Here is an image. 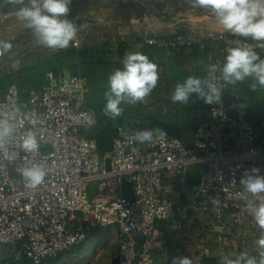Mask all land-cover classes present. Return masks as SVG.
Segmentation results:
<instances>
[{"label": "built area", "instance_id": "obj_1", "mask_svg": "<svg viewBox=\"0 0 264 264\" xmlns=\"http://www.w3.org/2000/svg\"><path fill=\"white\" fill-rule=\"evenodd\" d=\"M237 40L258 52L259 42L227 32L153 34L143 44L167 57L210 49L211 64H222L221 54ZM80 42L77 38L71 48L80 49ZM88 90L87 77L63 67L47 74L41 91L30 93L26 109L19 107L14 89L0 100V120L12 127L0 137V246H19L32 264H42L81 245L91 223L119 236L118 264H155L151 252L161 248L155 227L163 222L175 233L200 232V251L192 259L200 264L215 248L237 243L244 229L261 232L247 209L253 198L239 182L253 167L264 176V119L247 120L241 107L232 114L223 94L219 104L199 103L209 119L197 125L193 145L170 135L140 144L135 132L120 129L108 157H100L87 136L98 118L87 105ZM28 132L37 138L35 153L21 147ZM36 164L45 180L26 188L18 169ZM192 168L197 180L190 185ZM166 175L181 184L179 198L189 199L166 196Z\"/></svg>", "mask_w": 264, "mask_h": 264}, {"label": "clouds", "instance_id": "obj_2", "mask_svg": "<svg viewBox=\"0 0 264 264\" xmlns=\"http://www.w3.org/2000/svg\"><path fill=\"white\" fill-rule=\"evenodd\" d=\"M12 5H20L17 18L30 29L40 45L53 49H66L77 38V34L86 25L77 24L68 18L72 0H8ZM191 6L210 11L219 26L227 33L257 41V48L264 50V0H190ZM235 46L225 49L224 62L209 64L206 76H188L177 83L169 99L173 104L187 105L193 95L205 104L221 103L223 90L235 87L250 79V87L256 91L264 89V58L249 44L240 40ZM13 45L0 41V56L9 52ZM123 68L114 70L108 77V90L104 93L106 103L104 115L115 120L124 112L122 105L142 103L159 81L158 65L141 52H126L122 60ZM222 81L223 87L217 82ZM94 123L89 118V126ZM12 131L7 121L0 120V137ZM165 132L157 128H142L134 133V139L140 144L150 145L154 139L163 140ZM21 147L26 152L38 151V141L31 132L26 133ZM18 172L25 180V187L35 189L41 185L46 172L39 164L20 168ZM235 183V182H233ZM240 186L253 199L247 201L248 212L260 228V236L255 241L259 264H264V176L260 169H246L240 179ZM171 264H193L188 256H176ZM222 264H257V259L247 252H241L235 258L225 256Z\"/></svg>", "mask_w": 264, "mask_h": 264}, {"label": "crops", "instance_id": "obj_3", "mask_svg": "<svg viewBox=\"0 0 264 264\" xmlns=\"http://www.w3.org/2000/svg\"><path fill=\"white\" fill-rule=\"evenodd\" d=\"M150 1L152 0H72L68 18L74 20L78 25H86L77 34L81 40L80 49L86 50L88 53L103 55L104 59L114 65L112 71L116 69L115 64H120L121 61L119 49L121 42L127 45L126 52H141L158 65L159 81L157 87L142 103L131 105V111L139 116H144L147 113V117L154 118L157 114L158 117L156 118L173 126L179 135L177 137L175 134H169L170 136L179 138L186 145L191 146L193 145L195 125L199 121L209 119V110L204 106H194L191 101L187 105L173 104L169 96L176 84L182 83L188 76H206L205 69L211 64V56L205 54L204 51L201 53L191 51L184 57H167L159 51L146 52L147 47L143 44V38L150 34L170 35L180 31H191L205 35L225 31L219 26L211 12L187 9L178 12L171 18H166L163 15L144 12L132 5H145ZM28 2L29 0H25L26 5ZM19 7L21 6L8 3V0H0V22L6 21L5 24H7L9 21H16V29L23 33L28 28L16 16ZM3 27L5 26L2 25L0 29ZM0 35L5 38L2 33ZM43 48L47 47L43 46ZM70 49L71 44L62 50L49 48L52 53L43 56L66 53ZM7 54L5 53V55ZM4 60H9V58L4 59L1 56L0 65L5 62ZM74 62L76 63L77 59ZM251 83L253 81L247 80L235 87L228 86L223 91L224 98L232 114H237L241 107L247 120L264 119V111L259 110L256 106V103H260L256 95L262 91L255 93L253 101L243 97L244 91L249 88ZM262 93L261 101L264 99V92ZM130 121L134 122L133 120ZM129 123L127 122L125 128L131 130ZM105 156L108 157L107 154ZM196 180L197 173L192 168L187 177V182L192 185ZM180 186L181 184L174 176H164V192L167 197L176 202L189 199L187 195L179 198ZM154 237L161 247L159 250L162 253L163 264H167L170 256L175 252L183 253L192 259L200 251V232L197 229L187 233H175L165 223L158 222ZM222 250H224L223 247L215 248L211 258L217 260L221 256Z\"/></svg>", "mask_w": 264, "mask_h": 264}, {"label": "trees", "instance_id": "obj_4", "mask_svg": "<svg viewBox=\"0 0 264 264\" xmlns=\"http://www.w3.org/2000/svg\"><path fill=\"white\" fill-rule=\"evenodd\" d=\"M132 5L144 12L166 17L176 15L178 12L187 9L200 10L198 7L191 6L190 0H152L147 5ZM146 47V52H162L152 47ZM126 48L127 45L121 42L119 45L121 61L120 64H115L116 69L123 68L122 60L126 53ZM197 52L199 53L200 51ZM204 52L208 56H211L210 49H206ZM258 53L261 58H264V50L259 48ZM185 55L186 54H177L173 57H184ZM102 56L103 55L98 53H88L86 50L71 48L66 53L57 55H47L44 57L42 54H38L25 57L20 65H13L10 61H5L0 65V100H2L11 89H14L18 95L19 107L21 109H26V107H28L30 93L33 91H41L46 84L47 74L51 72L56 74L63 67H66L73 75H83L87 77L89 88L87 93V105L95 110L98 115L97 124L87 131V136L97 143L99 155L100 157H104L111 151L113 139L118 135L119 130H129L125 128L127 122H129L132 117L139 115L131 111V105H122L124 112L115 120L104 115L102 110L106 103L104 93L108 90V77L113 72L112 66L114 65ZM225 56L226 53L221 54L223 62ZM75 59H77V62L73 63ZM258 91L264 92V89L258 87L256 91H253L249 86V88L244 91L243 97L253 101L255 93ZM90 96H92V102H89ZM190 101L194 106H197L203 100H199L193 95ZM256 106L259 110L261 109L264 111V99L260 103H256ZM199 123L200 121L196 123L195 129ZM235 245H237V243H235ZM16 247L21 250L19 246ZM70 252L63 253L58 257ZM176 256L187 255L175 252L170 256L167 264H171L172 258ZM24 257L26 258L25 255ZM200 264H218V261L215 258H204L200 261Z\"/></svg>", "mask_w": 264, "mask_h": 264}, {"label": "rangeland", "instance_id": "obj_5", "mask_svg": "<svg viewBox=\"0 0 264 264\" xmlns=\"http://www.w3.org/2000/svg\"><path fill=\"white\" fill-rule=\"evenodd\" d=\"M197 11L210 12L203 9ZM173 16H167L166 18H171ZM5 22L6 21L0 22L1 27L2 25L5 26L0 29V34L2 33L5 35V38L7 39L6 41L11 42L13 45L12 51L10 50L7 52V55L4 54L2 56L4 59L9 58V60L6 61H10L13 65H20L22 64L24 57L52 53L49 51V48L44 49L42 45L37 43V39L31 30L26 29L22 33L16 29V21H9L7 24H5ZM5 38L0 35V41H5ZM23 41L26 43H21ZM248 81L252 82L251 78L248 79ZM90 101H93L92 96L89 97V102ZM94 191V187H92L91 195ZM259 236L260 233L247 231V229H244L243 232H239L236 236L237 245L233 243L232 245L223 247L224 250L221 251V256L217 259L218 264H222L223 257L228 256L230 258H235L241 252H247L249 255L256 257L257 264H259L260 257L255 243ZM119 243L120 240L115 232L89 223L87 224V228L85 230V240L81 245L73 249L68 254H64L56 259H51V261L49 260L42 264H112L113 259L117 256ZM195 257L196 256L193 258L195 259ZM0 264L32 263L24 257V254L16 246L6 245L0 246Z\"/></svg>", "mask_w": 264, "mask_h": 264}, {"label": "water", "instance_id": "obj_6", "mask_svg": "<svg viewBox=\"0 0 264 264\" xmlns=\"http://www.w3.org/2000/svg\"><path fill=\"white\" fill-rule=\"evenodd\" d=\"M256 96H257L258 102H261V98L263 96V93L259 92V93H257ZM146 114L144 116L132 117L130 120H133L134 121L133 123L129 120V122H130L129 126L133 132H135L139 129H142V128H157L161 131H164L166 135L175 134L177 137H179L178 133L174 130L173 126L168 125L166 123H163L158 118H156V117H158L157 114H156L155 118L154 117H147ZM150 115H153V114L150 113ZM161 254H162L161 251L151 252V257H152V260L155 264H163V260L160 259ZM112 264H118V258L117 257H115L113 259Z\"/></svg>", "mask_w": 264, "mask_h": 264}]
</instances>
